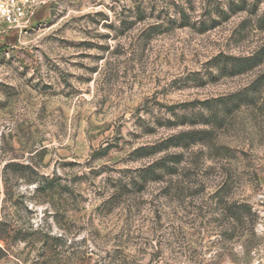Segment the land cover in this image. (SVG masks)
<instances>
[{"label":"rangeland","instance_id":"rangeland-1","mask_svg":"<svg viewBox=\"0 0 264 264\" xmlns=\"http://www.w3.org/2000/svg\"><path fill=\"white\" fill-rule=\"evenodd\" d=\"M0 264H264V0H46L1 37Z\"/></svg>","mask_w":264,"mask_h":264},{"label":"built area","instance_id":"built-area-1","mask_svg":"<svg viewBox=\"0 0 264 264\" xmlns=\"http://www.w3.org/2000/svg\"><path fill=\"white\" fill-rule=\"evenodd\" d=\"M46 0H0V38L10 32L26 33Z\"/></svg>","mask_w":264,"mask_h":264},{"label":"trees","instance_id":"trees-1","mask_svg":"<svg viewBox=\"0 0 264 264\" xmlns=\"http://www.w3.org/2000/svg\"><path fill=\"white\" fill-rule=\"evenodd\" d=\"M206 133H207L206 131L203 133H201V132L185 133L184 135H181L180 137L177 138V140H181L182 142H173V144H169V146L189 148L191 145L196 144L197 142H203L205 138L199 139L196 137L200 134H202L203 137H205ZM166 147H168V146H166ZM164 161L155 165L156 166L155 170H153L154 173L158 169L160 170V169L166 168V162H164ZM169 173H171V172H169ZM144 177H145V175H143V174L140 176V178H144ZM248 211H249V215H251V211L250 210H248ZM247 215L243 213L242 217L237 218V216L236 217L233 216V218L238 219L239 221H244L246 218L248 219Z\"/></svg>","mask_w":264,"mask_h":264}]
</instances>
